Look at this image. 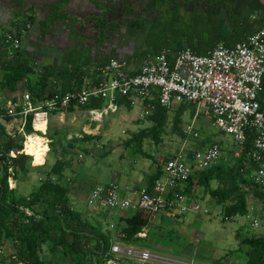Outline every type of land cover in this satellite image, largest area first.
I'll list each match as a JSON object with an SVG mask.
<instances>
[{"label":"trees","instance_id":"16d2710c","mask_svg":"<svg viewBox=\"0 0 264 264\" xmlns=\"http://www.w3.org/2000/svg\"><path fill=\"white\" fill-rule=\"evenodd\" d=\"M20 6L22 19L12 20V35L21 38L22 32L37 20L35 8L23 0H14ZM69 0L58 1L41 7V11L47 13L38 18L41 35H45L49 27L57 21L75 23L70 19L65 11V5ZM113 0H103V4L108 5ZM123 2V0H120ZM204 2L210 7L198 9L196 2ZM230 0H146L143 13L145 17L130 20L128 25L144 31L146 47L138 53H134L131 58L123 55L112 54L102 57L98 63H105L111 56H121L131 61L132 58L143 59L147 54H154L162 49H169L175 52L180 48L188 47L198 55L206 54L209 49L219 43L231 46L235 42L243 39L247 34L252 33L264 24V10L254 11L247 16L237 13V8L233 7ZM26 9L25 13L22 10ZM34 12L29 14L27 10ZM110 8L102 10L100 16L93 18L96 23L97 36L95 42L101 44L110 39L106 30L110 27H118V22L112 23L109 18ZM20 14L19 11H17ZM147 18L150 20L147 21ZM16 27V29H14ZM225 27H229L225 28ZM11 29H9L11 31ZM3 36H0V69L6 72L3 75L4 86L14 89L18 80H24L26 90L30 94L32 101L43 100L54 92H66L80 89L90 65V59L85 62L68 59L64 64L44 66L42 74L36 82L31 83L30 75L33 68L30 66L27 57L21 47L14 50L13 56H7ZM4 57L5 59H1ZM69 63V65H68ZM94 64H97L94 63ZM93 72V71H91ZM61 78V83H56V79ZM96 81V74L93 72V82ZM262 105H264V77H263ZM148 101H144L145 107ZM104 100L101 98H91L88 103L78 106L79 109H93L103 107ZM117 104H124L131 109V104L124 97L118 96ZM151 112L147 116L153 125L148 131L157 133L167 120L169 109L164 108L156 99L150 100ZM187 105L180 104L173 117V128L184 134L181 130L182 114ZM72 105L64 111H73ZM56 112V111H54ZM4 106H0V115L5 114ZM194 113V107L191 108ZM5 117H8L5 115ZM31 115L28 116L24 127L25 134H38L32 128ZM34 132V133H33ZM145 130L134 134L133 139L138 141V150L146 158L151 155L145 153L141 147V139L145 135ZM16 136L8 134L0 122V235L10 236L15 242L17 252L26 257L31 264H43L39 256V249L49 237L51 231L56 229L59 233V242L62 247L74 255L84 252L85 246L91 240L94 243L86 247L87 252L95 259L107 260L110 256L105 255L110 244L104 232L96 228L87 220H82L80 211L72 209L68 198L67 186L61 184L59 179L66 166L63 160L57 159L47 171V178L40 182L38 188L31 192L28 197L18 196L15 188L8 185L9 177L16 178L18 173L25 174L29 169L27 160L32 156L25 146H20ZM253 133H247L246 139L240 149L239 160L237 162V174L233 169L224 167L218 161L211 166L198 171L192 175L185 188V193L193 191L194 186H202L214 195L219 203L231 200V203L223 205V216L229 218L233 215H245L248 212L246 206V194L251 190L259 200L264 202V188L253 182L251 174L248 177L249 188L241 186L245 178H241L240 171L245 168V161H248L249 171H253L255 164L249 161L248 153L252 148ZM201 147V146H200ZM23 152L10 155V151ZM33 151V150H31ZM220 160V159H219ZM162 174V167L156 169L150 178V187L147 192H153L154 180ZM50 175H56L57 180L49 179ZM217 180V186L212 188L210 181ZM36 207V208H35ZM24 208L32 211L27 215ZM146 224V220L139 212L133 213L126 218V226L122 227L124 241H137L141 238L136 236L141 227ZM71 240H68V236ZM244 243L249 246L246 264H264V234L244 238ZM91 258V257H90ZM92 259V258H91ZM74 264H80L75 262Z\"/></svg>","mask_w":264,"mask_h":264},{"label":"rangeland","instance_id":"374dc122","mask_svg":"<svg viewBox=\"0 0 264 264\" xmlns=\"http://www.w3.org/2000/svg\"><path fill=\"white\" fill-rule=\"evenodd\" d=\"M128 1L132 2V0ZM236 2L238 0H234V4ZM248 2L254 7L264 6V0H248ZM0 4H5L8 7L15 6L16 8L18 6L14 0H0ZM3 14L5 15V13ZM3 17L0 13V19ZM14 17L17 18L14 19ZM118 17V27L109 30L111 34L110 40L106 41V46H103V49L106 48L104 52L109 51L107 52L108 55L110 53V55L119 54L126 58H131L134 53H138V51L146 47L144 31L128 25L127 20L135 16H129L127 13L121 12ZM19 19H22V16L20 18L17 10H15L12 12V16L8 22L0 20V35L13 27L12 20L16 21ZM88 32L92 37L97 36L95 24L92 23L90 25L88 23ZM27 36L25 35V31H23L20 38L21 50L33 68L30 79L31 83H34L40 74H42L44 66H50L49 64H52L54 59L52 58L53 55H40L35 49L31 52L28 51L29 53L27 51L25 52L23 49L29 43ZM93 42L91 40V44ZM78 49L81 51L80 56L82 58L90 50L89 47H80ZM58 58L59 56L56 55V62ZM1 59L5 58L1 57ZM133 59L138 60V58ZM5 72L3 68L0 69L1 91L6 87L3 85V75ZM90 73L91 71L88 70L87 74L89 75ZM17 82L21 90L27 91L24 80H18ZM6 98L5 96L4 99ZM182 103L187 106L181 116V130L184 131L186 125L192 122L195 130L198 132L197 136L187 135L185 133V135H182V133L177 132L173 128L175 111ZM131 106L132 108L128 109L126 105L121 104L113 111L106 106L101 116L89 110L79 108L69 112L63 110V112H56L55 114L57 116L50 113L45 120L39 119L35 121L32 123V128L34 132L45 136L46 152L42 153L39 157L29 153L32 157L27 160V166L31 167L32 165H36L39 170H42L44 173L42 175L43 181L47 178V171L50 170L54 162L57 159L63 160L66 166L59 182L67 186L68 193L76 192L77 190L75 189H78L79 192H89L94 185L104 182L87 180V183L92 182V185L88 187L89 190H83L79 183L80 180H77L79 165L84 164L86 166L85 169L89 171L93 169L96 173H101V167L105 169V165L107 164H110L113 168L123 162L124 158L128 165H131L133 159L146 161L151 164H153L151 161L153 160L163 165L164 160L181 147L186 150L195 149L207 143L217 141L221 146V157L219 161L224 167L233 169V172L237 174V162L240 161V148L234 143L230 134L216 129L212 124L211 118L205 112H200L195 115L196 106L192 103L185 101L175 102L167 113L168 117L166 122L157 133L148 131L152 127L153 122L147 117L149 113L146 112L145 104L138 103L136 105L131 104ZM192 107H194L193 114L191 113ZM17 120L16 126L20 124L18 118ZM141 130H145L146 132L140 142L142 150L150 154L152 158H143L138 150V141L133 139L134 134ZM13 132L22 148L24 145L28 151L29 146L30 149L32 148V152H37L31 146V143L27 146L28 141L24 137V132L20 130V126L15 127ZM20 151L23 152L20 149L14 151V154ZM236 152L239 154L237 155ZM100 165L101 167L98 168ZM96 168L98 169L96 170ZM240 173V177L245 178L241 186L246 189L249 188L248 177L251 171H249L248 161H245V168ZM16 177L20 179L24 176L22 173H18ZM49 179L56 181L57 177L56 175H50ZM8 185L10 188H14L13 178L8 179ZM210 186H217V180L212 179ZM191 192L208 191L202 186L195 185ZM248 192L252 191L248 190ZM247 197L249 200H252V205L249 206L247 214H236L229 218L223 216L222 206L215 200L208 197L197 198V201L208 209V213L198 214L192 210H187L185 214H182V216L185 215L183 221L178 220L181 214H176L175 219L176 217L177 219H167L168 226L164 229L152 228L151 234L147 237V240L153 246L149 247V251L152 254L161 257L164 256L168 259L152 260L146 264H182V261L184 264H245L246 255L250 248L244 243V238L264 233V202L259 200L255 195L248 194ZM68 198L69 202L74 200L70 204L72 209L81 210V218L89 221L105 233L110 247L113 244L125 245L126 242L124 241L122 232L124 224L119 216L114 217L109 214L110 211H103L101 209L100 212H96L88 205L85 207L79 204L77 205L71 195H68ZM128 211L130 212V210ZM252 219H256L259 225L256 227L252 226ZM58 236V231L53 229L45 243L41 245L39 256L43 264H74L75 262H80V264H125L127 261V257L120 254H112L110 256L111 261L95 259L94 255L90 256L91 259L89 257L91 254L85 250L86 247L94 243L93 240L88 242L85 248H83L84 252L82 251V253L76 256L73 253H68L62 247L58 241ZM67 236L68 240H71V236Z\"/></svg>","mask_w":264,"mask_h":264},{"label":"built area","instance_id":"2783aa9c","mask_svg":"<svg viewBox=\"0 0 264 264\" xmlns=\"http://www.w3.org/2000/svg\"><path fill=\"white\" fill-rule=\"evenodd\" d=\"M12 30L1 34L7 56H13L14 50L21 47V39L12 35ZM92 71L96 74V81L89 85L88 78H84L80 89L54 92L36 102L24 92L18 101L6 106V113L0 118L5 115L18 117L26 139L24 127L29 115L31 123L45 120L54 111L70 105H85L91 98L103 99L104 107L112 111L118 106V96L135 105H144L147 100V113L151 112L152 99L169 110L175 102H189L196 106L195 115L205 112L216 129L230 134L240 149L247 133H253L252 148L248 153L249 161L255 164L251 177L255 184L264 188V105L261 104L264 24L233 45L219 43L203 55L188 47L175 52L162 49L147 54L137 67L124 57L111 56L105 63L94 64ZM102 109L95 108L92 112L101 116ZM184 133L198 135L192 122L186 125ZM9 154L14 155V151ZM220 157L221 146L217 141L195 149L181 147L164 160L162 174L154 180L152 193L141 191L135 198H130L115 182L98 183L90 189L85 203L98 210L134 209L147 217L165 210L176 214H185L187 210L208 213L200 202L189 200L184 191L192 175L217 163ZM24 211L27 215L32 214L28 208ZM251 225L256 227L257 220L252 219ZM112 254L126 256L125 264H146L155 259L149 251H136L118 244H113L105 255ZM107 260L111 261L110 257ZM0 264L31 262L15 249L5 252L0 247Z\"/></svg>","mask_w":264,"mask_h":264},{"label":"crops","instance_id":"0c3cea01","mask_svg":"<svg viewBox=\"0 0 264 264\" xmlns=\"http://www.w3.org/2000/svg\"><path fill=\"white\" fill-rule=\"evenodd\" d=\"M116 1L117 0H113L111 1V3L106 5V4H103V0H69L65 5V11L67 15L69 16V18L74 20L75 23L71 24L70 22L64 23L61 21H57L49 27V30L47 31L45 35H41L40 33V30H39L40 25L38 22V18H40L41 16L43 17L46 14V10L41 11V9L35 8L37 20L35 21V23H33L31 26L27 27L24 30L25 35H28L27 40L29 43H28V46L23 50L25 52L26 51L31 52V51H34L35 49L36 51H38L40 55H44V54L53 55L52 58L54 59V62L51 65L64 64L66 62L64 60H68V59H73L75 61L77 60L80 62H85L88 59H90L89 61L90 65L93 66L94 63L96 62L98 63L102 59V57L110 56L111 53L108 55L107 52L109 51L104 52L106 48L103 49V46H106V41H104L101 44H97L95 42L96 36L92 37L88 34L89 33L88 23L92 25L93 18L96 16H100L102 10L106 9L107 7L110 8L111 13L116 12L117 11L116 7L122 6V3L120 0H118L117 2ZM142 1L145 3L146 0H137V1L133 0L134 6H136V7L133 6L134 9L135 8L137 9V7L139 8L140 6H142L144 4ZM123 2L125 1L123 0ZM17 5H18L17 8L15 6L9 7L10 9L8 10V12L0 20L3 22H8L12 16V12H14L15 10L20 12L19 16L21 18L20 6L18 3ZM235 6L238 7L237 13L243 16H247L254 11L264 10V6L254 7L247 0L245 1L242 0L239 4H235ZM25 12H26V9H23L22 13H25ZM27 12L31 14L34 11L29 9L27 10ZM0 13L3 14L1 8H0ZM15 18L17 17H14V19ZM225 28L229 29V27H225ZM91 40L94 41L93 44H91ZM80 47H83V48L89 47L90 49L84 58L80 56L81 51H79L78 49ZM56 55L59 56L57 62L55 61ZM129 62L132 66L137 67L141 61L140 59L138 60L133 59ZM90 65L85 70L92 71V66L90 67ZM84 78L85 79L88 78L87 79L88 84L90 85L93 82V72H91L89 75L86 74ZM56 81H57L56 83H61L62 79L57 78ZM16 86L18 88L16 87L14 89H10L8 87H5L3 91L0 90V106H4L6 108V106H8L10 103L18 101L24 92H27V91H23L20 89L18 82ZM5 96L7 97L6 99H4ZM104 106L105 105L103 104L102 111L105 110ZM77 108L78 107H74V110ZM89 111L92 112V109H89ZM56 112H52V114H55ZM61 112H63V110H61ZM55 116L57 115L55 114ZM17 118L11 117V116H8V117L4 116L0 118V122L4 126L8 134H12L15 136L13 132L14 128L20 126V124L16 126L17 121H18ZM34 135H41L44 137V142L42 144L41 149H39L38 146H33L37 152H41L42 150L44 151L41 153L32 152L31 151L32 148L30 149L28 146L30 145L31 142L28 140L27 138L28 135H27L26 139L28 141L27 143L28 152L30 154H34L35 156L39 157L41 156L42 153L46 152V145H45L46 138L44 135L40 133L34 134ZM147 161H150V160H147ZM151 161L153 162V164L146 162V161L133 159L131 162V165H128L126 163L127 161L124 158L123 162H121L120 164H117L113 168L110 166V164H107L105 165L106 168L103 169L101 167L102 165L101 164L98 167V168L101 167L102 169L101 173H96L95 170L93 169L89 171L88 169H85L86 166L82 164L78 166L77 180H80L79 183H80V186H82L83 190H87L88 187L92 185V182L87 183V180L94 181V182L100 181L104 183L115 182L124 190L123 191L124 195L130 198H135L138 193H140L141 191H146L150 187L149 186L150 178L151 176H153L156 169L160 165V163H157L153 160ZM160 166L162 167V165ZM98 168H96V170ZM252 173L253 171L251 172V174ZM43 174H44L43 171L39 170L36 165H32L31 167H29V170H27V172L23 174L24 177H21L20 179L17 177L15 179L13 178L16 194L18 196L28 197L31 192L35 191L38 188L40 182L43 179V176H42ZM9 178H12V177H9ZM75 190L77 191L69 192L68 195L69 196L71 195L75 199L77 205L79 204L82 207L87 206V204L85 203V198L89 192H79L78 189H75ZM248 194L253 195V193L248 192L246 194V206L249 211V206L252 205V202H251L252 200L248 199L247 197ZM186 196L188 197L189 200L191 199L197 200V198L208 197L210 199L215 200L217 203H219L216 197L211 194V192H187ZM73 201L74 200L70 201V204L73 203ZM231 202H232L231 200H227L224 203L222 202L219 204H221L222 210H223V205L231 203ZM91 209L96 212H100V209L99 210L95 208H91ZM129 210L130 212L128 210L126 211L103 210V211H110L109 214L113 215L114 217L119 216V218L122 219L124 226H126V218L130 217L133 213L137 211L134 209H129ZM78 211H81V210H78ZM175 216H177L176 213L171 212L169 210L162 211L153 217H147L144 214H141V217L146 220V224L141 227L138 233H136V236L141 235L139 236L141 239L134 241V242L127 241L125 245L122 247L132 248L133 250H136V251H139V250L149 251V247H153V246L147 240V237L151 234L152 228L164 229L166 226H168L167 219L173 220L175 219ZM184 219H185V215L182 216V214L180 218H178V220L180 221H183ZM82 220L84 219L82 218ZM144 230L146 231V233ZM0 247L4 248L5 252H8L16 248L15 242L12 240V238L10 236H5L3 234L0 235ZM152 255L156 258L154 260H158V259L162 260L164 258L168 259L167 257H164V256L161 257L155 254H152ZM246 261H247V258H246ZM182 264H184L183 261H182Z\"/></svg>","mask_w":264,"mask_h":264},{"label":"flooded vegetation","instance_id":"af4514ba","mask_svg":"<svg viewBox=\"0 0 264 264\" xmlns=\"http://www.w3.org/2000/svg\"><path fill=\"white\" fill-rule=\"evenodd\" d=\"M125 2H122L121 1V3H122V6H117L116 7V10L118 11H116V12H114V13H111V10H110V12H109V18H110V21L112 22V23H114V22H118L117 20H118V15H120L121 14V12H123V13H127L129 16H135V17H133V18H131V19H128L127 20V22H129L130 20H133V19H137V18H142V17H145L146 15H145V13H143V9H144V6H145V3L142 5V6H140L139 8L137 7V9L135 8L134 9V7H136V6H134V2H133V0H132V2H129L128 0H124ZM137 1V0H136ZM192 0H188V2H191ZM230 1H232L233 2V4H234V0H230ZM242 0H238V2H236V4H239L240 2H241ZM245 1V0H244ZM248 1V0H247ZM111 3V2H110ZM134 6V7H133ZM196 7L197 8H200V9H205V8H207V7H210V6H208L207 4H205L204 2H202V1H200V2H196ZM0 8H1V10H2V12L3 13H7L8 12V10H9V7L8 6H6L5 4H0ZM232 8H238V7H236L235 6V4L233 5V7ZM114 14V15H113ZM1 15H3V16H5L4 14H1ZM149 18H147V20H148ZM94 24H95V27H96V23L95 22H93ZM116 27H110V28H108L107 30H106V33L109 35V36H111V34H110V32H109V30H113V29H115ZM96 31H97V28H96ZM110 39H108L107 41H109Z\"/></svg>","mask_w":264,"mask_h":264},{"label":"water","instance_id":"95a60500","mask_svg":"<svg viewBox=\"0 0 264 264\" xmlns=\"http://www.w3.org/2000/svg\"><path fill=\"white\" fill-rule=\"evenodd\" d=\"M25 2H27L28 4L32 5L33 7H37L38 9H41L42 6L44 5H49L58 1H62V0H23ZM47 13V11H46ZM16 29V27L14 28Z\"/></svg>","mask_w":264,"mask_h":264},{"label":"bare ground","instance_id":"6f19581e","mask_svg":"<svg viewBox=\"0 0 264 264\" xmlns=\"http://www.w3.org/2000/svg\"><path fill=\"white\" fill-rule=\"evenodd\" d=\"M28 140L32 143V146H38L39 149L42 148V144L44 142V137L41 135H28Z\"/></svg>","mask_w":264,"mask_h":264}]
</instances>
